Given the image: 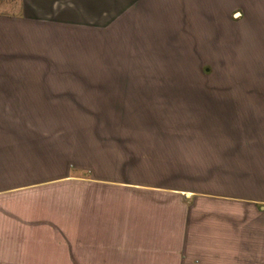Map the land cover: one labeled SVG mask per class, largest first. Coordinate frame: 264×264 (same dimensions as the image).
Wrapping results in <instances>:
<instances>
[{
	"label": "crops",
	"instance_id": "crops-1",
	"mask_svg": "<svg viewBox=\"0 0 264 264\" xmlns=\"http://www.w3.org/2000/svg\"><path fill=\"white\" fill-rule=\"evenodd\" d=\"M17 1L0 11V264H264V105L81 88L38 64L62 63L81 0ZM170 1L175 25L204 23Z\"/></svg>",
	"mask_w": 264,
	"mask_h": 264
},
{
	"label": "rangeland",
	"instance_id": "rangeland-1",
	"mask_svg": "<svg viewBox=\"0 0 264 264\" xmlns=\"http://www.w3.org/2000/svg\"><path fill=\"white\" fill-rule=\"evenodd\" d=\"M17 2L0 0V11L16 13ZM168 2L81 0L79 15L65 14L57 35L62 63L52 65L48 55L56 49L44 48L40 70L79 74L81 88L159 89L174 91L177 103L264 105V0H193L202 7L201 26L185 15L175 25ZM189 3L183 0L184 9Z\"/></svg>",
	"mask_w": 264,
	"mask_h": 264
}]
</instances>
